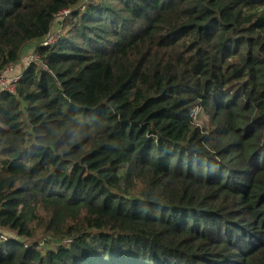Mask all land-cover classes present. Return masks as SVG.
I'll use <instances>...</instances> for the list:
<instances>
[{
  "label": "trees",
  "instance_id": "1",
  "mask_svg": "<svg viewBox=\"0 0 264 264\" xmlns=\"http://www.w3.org/2000/svg\"><path fill=\"white\" fill-rule=\"evenodd\" d=\"M31 45L0 264H264V0H0V77Z\"/></svg>",
  "mask_w": 264,
  "mask_h": 264
},
{
  "label": "built area",
  "instance_id": "2",
  "mask_svg": "<svg viewBox=\"0 0 264 264\" xmlns=\"http://www.w3.org/2000/svg\"><path fill=\"white\" fill-rule=\"evenodd\" d=\"M69 14H70V11L69 10L63 11L58 17H61L62 19H64ZM58 39L59 38L57 36H51V35H49V37L42 44L44 46L53 45V44H55L58 41ZM30 47H31V53L32 54L29 57V61L25 65L26 67H29L32 63L37 62V60H38V58H37V56L35 54L36 45H31ZM20 63H21V61H20ZM13 67H15V66H11L10 68H8L3 73V75L0 77V90L1 91H5V92H9V93H12V94H15V92H16V84L19 81L22 73L20 75L14 74Z\"/></svg>",
  "mask_w": 264,
  "mask_h": 264
},
{
  "label": "rangeland",
  "instance_id": "3",
  "mask_svg": "<svg viewBox=\"0 0 264 264\" xmlns=\"http://www.w3.org/2000/svg\"><path fill=\"white\" fill-rule=\"evenodd\" d=\"M61 21H62L61 17H58L56 19V22L53 26V30L50 34L51 36H57L58 38L60 37V28H61L60 23H61ZM31 54H32L31 49H28L27 52H25L23 54V56H22L23 61H21V63L19 65L13 67L14 74L20 75L21 73H23L24 69L27 68L25 65L29 61V57L31 56ZM10 236L13 237L12 235H10Z\"/></svg>",
  "mask_w": 264,
  "mask_h": 264
},
{
  "label": "crops",
  "instance_id": "4",
  "mask_svg": "<svg viewBox=\"0 0 264 264\" xmlns=\"http://www.w3.org/2000/svg\"><path fill=\"white\" fill-rule=\"evenodd\" d=\"M28 49H31V47H30V48H28ZM28 49H27V50H28ZM27 50H26L25 52H27ZM21 61H23V59H21Z\"/></svg>",
  "mask_w": 264,
  "mask_h": 264
}]
</instances>
